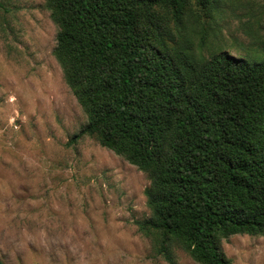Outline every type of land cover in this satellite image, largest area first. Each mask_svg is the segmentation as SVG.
I'll return each mask as SVG.
<instances>
[{"label":"trees","instance_id":"trees-1","mask_svg":"<svg viewBox=\"0 0 264 264\" xmlns=\"http://www.w3.org/2000/svg\"><path fill=\"white\" fill-rule=\"evenodd\" d=\"M46 8L55 59L87 116L72 142L93 136L147 175L152 216L138 226L161 234L170 264V239L199 264H231L219 241L264 236V60L196 49L215 0Z\"/></svg>","mask_w":264,"mask_h":264},{"label":"rangeland","instance_id":"rangeland-1","mask_svg":"<svg viewBox=\"0 0 264 264\" xmlns=\"http://www.w3.org/2000/svg\"><path fill=\"white\" fill-rule=\"evenodd\" d=\"M206 57L264 60V0H215ZM46 0H0V262L170 264L151 218L147 175L89 135L54 56ZM196 37V45L199 44ZM231 264H264V236L218 242ZM173 264H199L174 239Z\"/></svg>","mask_w":264,"mask_h":264}]
</instances>
